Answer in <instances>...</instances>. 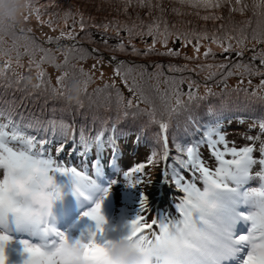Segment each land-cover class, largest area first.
<instances>
[{"label": "snow or ice", "instance_id": "obj_1", "mask_svg": "<svg viewBox=\"0 0 264 264\" xmlns=\"http://www.w3.org/2000/svg\"><path fill=\"white\" fill-rule=\"evenodd\" d=\"M111 2V0H107ZM170 3L179 5L173 7L171 12L176 16H183L187 13L181 11L182 8L195 10V16L204 22L225 21L222 10H228V23H220L219 27L212 30L189 29L180 27L177 24H170L165 19L166 9L163 6V0H118L122 6L123 14L128 17V21L111 20L99 24H88L83 13L73 14L66 12L64 14L65 27L68 26V20H73V25L69 31H60L56 38L47 37V43L57 45L60 50V41H72L70 45L65 46L63 51V63H56L55 53L45 49L31 36L25 35V30H19L17 35L14 30L11 33L12 44L5 49V41L0 39V60L3 65L0 66V78H6L7 73L12 70L13 59L17 67H23L20 63L22 55L29 56L30 65L36 67V79L38 83L34 84L35 89L43 88L50 90L53 96L65 98L67 91L64 81L69 83L80 80L84 84L85 95L87 88L94 82L92 72H86L83 68H76L70 65L72 60L84 61L92 57L98 50L83 48L76 43L77 34L76 24H79L80 31L85 33V37L90 40V34L87 33L88 27L102 29L104 34L109 31L115 32L117 44L112 46L109 51L112 53L128 54L135 57L151 55L167 56L171 58L180 57V51L169 47L171 42H179L183 48L192 46L195 53L194 58L199 59L201 48L205 47L203 41H209L208 46L202 53L205 60L215 58L216 53L212 45L220 49L222 53H232L238 58L245 55L248 44L264 45V0H169ZM129 9H147L150 21L145 23L137 13L135 19L129 12ZM248 11L256 17V27L251 28L252 21L245 20L241 24L232 21L233 14L245 15ZM153 12H159L160 15L153 16ZM201 12L204 14L201 15ZM31 15H35L37 21L46 24L53 31V20H42V13L39 7L33 6ZM78 15L79 19L76 18ZM28 16L24 22L28 21ZM89 19H92L89 17ZM251 32L249 33V29ZM32 30L28 29L30 33ZM124 32L127 40L120 36ZM144 37H151V44L147 45L143 51H140L132 41ZM195 41V43H193ZM146 44V41H144ZM94 43V42H93ZM105 48H108V40L103 39ZM157 44L161 45L166 51H157ZM131 46V51H128ZM24 52L21 53L20 49ZM253 55L251 62H221L216 65L204 64L198 65L199 71L208 70L207 79H211L224 70L222 75L227 87L226 81L229 77L239 75L241 83L245 76L261 77L258 90L252 92L251 96L264 102V47L259 50L252 49ZM15 53V57H13ZM37 53H42L39 61L35 59ZM98 63H103V57H96ZM184 59H190L184 56ZM259 61V65H256ZM110 65L113 67L112 80L119 79L132 98H126L115 83H105L103 88L95 90L96 97L102 98L103 102L110 106L115 102L119 113L118 120L122 117L126 119L132 109L133 118L138 115L147 116V126L155 125L158 131L154 134V142L159 145V150L153 149L148 156L146 163H138L130 167L124 173V180L128 187L135 188L144 183L141 178L147 167H155L158 162L164 163L162 174L166 181L171 180L172 185L179 192L180 198L175 202V209L178 215L165 217L162 219H152L150 222L146 213L148 209V200L142 197L140 200V212L137 216L125 225L127 234L120 238V241H128L137 247L140 251L153 253L154 264H160V255H156L158 249L167 251L174 247L179 264H223L231 254L240 249H235L233 245H242L248 248L246 255L240 264H264V141H260L259 148L256 147L258 137L247 136L250 142L246 146L236 147L235 142H229L223 125L219 119H216L205 126H200L196 118L191 114V108L199 101L207 99L208 96L215 95L210 88H205V95L201 96L198 92V84L195 80L175 75L164 79L165 90L159 89L161 77L165 76L164 65L154 63L149 70L146 64H137L120 60L116 55L110 57ZM50 63L57 69H68L71 66L72 71H64L63 75L57 78V87L53 88L49 80L45 79L46 73L42 67L43 64ZM215 68L216 71L212 69ZM96 65L92 66L95 71ZM195 71L187 66H167L168 73H183ZM17 75V83L23 80V77ZM105 73L101 72L103 79ZM145 77L156 81V91L159 93L160 107L158 108L154 101L145 94L144 89L138 83ZM30 82V80H29ZM187 82L188 91L184 92L182 85ZM251 84V79H249ZM194 89H196L194 91ZM186 97V99H185ZM149 105L148 109H140L139 104ZM82 106V105H81ZM211 111V109H209ZM187 112L185 117V134H188V126L200 133V139L197 141L182 142L175 138L173 134L172 147L169 146V131L174 119ZM0 116H5L0 112ZM35 128L44 132L51 131L53 136L60 137V143L55 148V154L50 147L53 141L48 138H39L36 135H29L24 129ZM260 133L264 134V120L259 122ZM106 130L110 135H106ZM116 122L112 123L108 129V122H102L101 130L94 136L86 135L83 130L78 134L79 146L83 148L81 156L91 152L94 148L111 149L113 152L120 150V144L117 137ZM75 129L63 121L51 120L46 122V126L39 121L29 122L22 125L13 120L10 115L5 116V122L0 123V169L3 170V177L0 178V223L5 220L4 204L7 199L11 203L12 198L7 194L16 187V177L22 168L30 167L34 164L41 166L42 171L48 174L51 181L57 174L68 177L69 180L80 178L89 186H94L88 175V169L83 166L82 169L76 166H70L61 162L57 157L64 152V147L69 138L75 140ZM137 142L139 137L135 138ZM202 147L206 148L209 156L214 161V165L209 164L203 156ZM174 149V151H173ZM259 152V157L255 155ZM258 166V167H257ZM95 168V165H92ZM254 169H256L254 171ZM169 170L171 175L169 174ZM257 181L258 187H248L251 182ZM108 189L104 190V198H107ZM76 193L74 192L73 195ZM49 196L59 198L58 190L48 194ZM83 195V193H81ZM85 199H88L85 196ZM250 210L247 213L237 211L240 202ZM103 200L97 202L93 208L85 212L95 224V231L90 232L87 242L77 239L70 241L63 233L50 226L48 223H38L36 228L43 232L45 236H54L56 239L50 242L51 251L45 247L30 244L29 241L21 240L22 246V264H103V257L106 255L107 246L112 244L111 239L106 238L108 221L102 211ZM237 218L243 219L250 224L246 234L235 235L233 228ZM5 243L10 244L11 239L7 234L0 233V264H9L8 254L4 255ZM74 245L79 251L68 248V244ZM8 249V248H7Z\"/></svg>", "mask_w": 264, "mask_h": 264}, {"label": "rangeland", "instance_id": "obj_2", "mask_svg": "<svg viewBox=\"0 0 264 264\" xmlns=\"http://www.w3.org/2000/svg\"><path fill=\"white\" fill-rule=\"evenodd\" d=\"M95 0H34V6L35 7H39L40 11L42 13V20L43 21H48L50 18L53 20L54 24L53 27L56 28L55 31H53L51 28H49L46 24H41L39 21L36 20L35 15H28V21L27 22H23V28L25 30V35L31 36L32 38H34L38 44L42 45L45 49L52 51L53 53H55L57 60L56 63H63L64 60V55L62 54L63 51L65 50V46H64V42H66V44L70 45L71 43H73L72 41H68V40H61L60 41V50H57V45L55 44H49L47 43L46 38L47 37H53L56 38L60 35V31L64 30V31H69L71 30V27L73 25V20L69 19L68 20V26L65 27L64 24V14L66 12H71L74 15L77 13H80L82 11V9H84L86 7L87 4H91L92 2H94ZM250 2V0H249ZM163 6L166 9V12L164 14L165 19L168 20V22L174 21L176 23V21H179L180 19L185 20L187 19L188 21L184 23V27L191 25V26H198L201 25L204 21L198 19L194 12L195 10L190 9V8H182L181 11L187 13L186 15L183 16H176L171 12V9L173 7H179V5L170 3L169 0H163ZM130 14L132 15L133 19H135L137 13L140 15V17L144 20L145 23L149 22L151 17H149L148 15V10L147 9H129ZM249 15H252L251 11L247 12ZM204 13L201 12V15H203ZM222 14L224 15V17L228 18L227 16L229 15L227 8L222 10ZM160 15L159 12H153V16H158ZM233 14L232 16V21L233 22H238L241 23L242 21L239 19V17H241V15H237ZM247 15V14H246ZM248 15V16H249ZM190 17V18H188ZM77 19H79L78 15L76 16ZM115 20H119V21H127L129 23H131V21H128V17H126L123 14V10H122V6L119 4L118 7V13L116 14L115 17H113ZM256 18V17H254ZM88 21V24L91 25L93 23H101V22H105V21H111L107 18H105L103 21L101 22H97L96 20H89L86 19ZM149 20V21H147ZM147 21V22H146ZM212 22V21H211ZM217 25H215L214 27H219V24L222 22H216ZM90 29L94 28V27H88ZM28 29H31L32 31L29 33ZM97 29V28H94ZM100 30V29H97ZM18 34L20 35L19 29H17ZM75 31L76 34L79 35L80 37L82 36V44L83 45H87L88 47L92 46L90 45V41L88 38L85 37V33H81L80 34V28H79V24H76L75 27ZM89 33V32H87ZM112 33L111 36L108 37V34ZM91 37H94L95 35H92L94 33H89ZM114 34L115 32L109 31L107 33V37L106 39L110 42V45L113 44V39H114ZM90 37V40H91ZM145 38V37H144ZM151 40V37H149ZM8 40V44L9 46H11L12 44V39L11 37L7 38ZM145 40L143 39V41L140 38H136L132 41L133 44H135V46L140 50L143 51L142 47H146L147 45H150L151 43H147L145 44L144 42ZM76 43H79V40L76 41ZM250 44H252L250 42ZM169 46H171V41L169 43ZM206 47V45H204ZM205 47L201 48V55L203 53V51L205 50ZM101 48V47H100ZM100 48H98L97 50H100ZM157 49H161L163 51H166L162 46L160 47L158 44L156 46ZM131 50V46H129L128 51ZM21 53L24 52V49L21 48L20 49ZM109 51V50H107ZM107 54H110L109 52H107ZM178 51H180L181 55L178 58H174V61H170L172 63H177V62H181V57L184 58V56H188L189 58H191L194 54L193 49L192 48H183L180 47L178 49ZM250 49L248 48L245 51V54L247 52H249ZM97 55V54H95ZM42 56V53H37L35 59L37 61L40 60ZM99 56V55H97ZM156 56L158 57V55H151L150 57ZM13 57H15V53H13ZM135 57V56H134ZM203 57V56H202ZM138 60H142L143 58H145L144 56H140V57H135ZM75 60H72V62H74ZM20 63L23 65V67H17L16 63H15V59H13V66H12V70L9 71L8 73L14 75L18 74V76L23 77V80H21V86H24V84H27L28 86L32 87V93L33 94H38V95H44V104H42V100L41 99H37L36 103H38L40 105L39 108L35 107L33 109H29L26 113H22L19 112V117L18 120L22 121L25 124V121L28 120V123L31 122L30 118H32V122H36L41 120L42 116H40L39 114L43 111L42 115L44 114V125L46 126V122L51 121L49 120L48 116H55L57 115V119H53L55 121H63L64 123L72 126L74 129H76V120L80 119L83 116V111H81L79 108H76V105L70 104L66 101L65 98H60L58 96H53L50 92V90L45 91L43 88L41 89H35L33 88V85L38 83L37 79H36V67L35 65H30L29 63V56L27 55H22ZM3 65V60H0V66ZM96 65V69L95 71H92V66ZM45 73H46V77L45 79L49 80L51 83V86L53 88L57 87V78L61 75H63L65 69L61 68V69H57L55 68L52 64L50 63H45L42 65ZM77 68H83L86 72H92V75L94 76V81L95 82H108V81H112L115 84L121 86V92L125 95H127L126 98H132V94L128 92L127 88L124 87V85L122 84V82L119 79H115L112 80L111 77L113 76V69L112 67H110L109 65H106L104 63H98L96 57H94V55L80 63L77 64ZM152 69V65L149 67L150 71ZM103 72L105 73L103 79H101L100 73ZM167 72V71H165ZM168 73V72H167ZM168 74H172L175 75L176 77H181L183 73H168ZM198 78L195 79L196 83L198 84L199 88H198V92L199 95H205V87H208L212 90V91H218L219 85H224L225 87V81H219L222 80L220 78L212 80V81H207L206 78H204L201 74V72L198 74ZM17 77V75H15ZM168 76L165 74L164 77H161L162 79L167 78ZM249 79H251V84H249ZM30 80V82H29ZM160 80V84L162 85L161 88H163V85L165 86L164 83H161ZM260 80L261 78H255V77H247L245 76L243 78V82L241 83V77L237 74L234 75L232 77H229L226 81V84L228 86L232 85L233 87H226V88H230L231 92L234 91H241L242 93H248L252 86H259L260 84ZM94 82V83H95ZM140 84V86L144 89L145 94L147 96L150 97V93L148 91V89L142 84L144 83L142 81V83L138 82ZM206 83V84H205ZM160 87V85H159ZM196 89H194L195 91ZM163 91V90H162ZM185 92L188 91V88L186 90H183ZM15 101L21 102L22 98L21 97H13L11 95H9L8 93H3L2 95H0V106L3 108V110L6 113L12 114V115H16L14 108L16 105H13ZM261 102V101H259ZM264 103V102H262ZM20 104V103H18ZM22 105H24V103H22ZM27 105H24L23 107H26ZM156 106L159 108L160 107V100L158 99L156 101ZM114 108V109H113ZM139 108L140 109H148L149 105L144 104V103H140L139 104ZM246 108V107H245ZM28 109V108H27ZM210 109H211V116L214 118L219 117L217 111L214 109V105H210ZM214 109V110H213ZM247 109V108H246ZM261 110V107L258 105V107L256 108V111ZM136 109H132L130 111L129 114H131L132 112H135ZM203 111L202 105L201 104H194L191 108V114L196 118L198 116H200V113ZM31 112V113H28ZM90 112H92L94 114V118H93V122H95L96 120H99L101 117L97 114V110H91ZM247 112L249 115L254 116V118H259L260 115L256 112H250V110L247 109ZM118 111L116 109L115 106V102L113 101V105L110 111V116L107 118L110 126H112L113 122L118 123L119 121H123V120H116V117L118 115ZM132 115V114H131ZM208 115L204 114L201 116V118H199L198 123L200 125H204L205 121L204 119L207 117ZM133 117V116H132ZM144 119L145 122L147 123V116L144 115H138L135 118H133V122H141V119ZM173 123V122H172ZM223 130L226 133V136L229 140V142H235V146L236 147H242V146H246L248 145L250 142L246 139L247 135L246 133L244 134V136H237L234 134H228V125L226 123H223ZM117 127V124H116ZM151 134L153 137V142L150 143V140L147 138L148 136V131H146L143 135L138 133L133 137V140L135 141L136 137H139V139L143 142L142 145L139 146L138 148V153L134 154L135 156H129V154L127 152H130L131 154L133 153V148L130 145L126 146V142L124 140L120 141V146L123 145L124 149V153L120 154L118 157V159L116 158V162L113 163L114 159L112 157V155H110L109 153L112 151L109 149L108 150V156L106 158H108L107 161H101L98 162L96 165V168H101L105 165V163L108 165V163H113L112 167L115 170H109L110 172V176L108 178L109 184H107L108 186V190L109 193L112 194V196H114V198L109 197L107 204H113L114 199L118 200L119 202L122 203V201H126L125 204H121V203H114V207L121 209L122 206L123 208H126L128 210H130L131 212L125 213L123 214L122 217L120 216H116V215H112V212L109 210H105L103 208L102 205V211L104 216L106 217L108 223L110 222L111 224H117L115 226V232L113 234V229L112 227L107 224V233H106V238L108 239L110 236H112L113 239H119V234H117V231L119 228H125V225L130 222L131 220H133L135 218V215H137L140 212V208H135L136 206V202L133 201H139L137 202L138 204H140V200L142 197H146L147 199H151L154 200V197H156L158 195V186H156L158 180L160 179L159 183L162 187V189H164L165 187H169V185H167V183H164L163 181H166L165 176L162 174V169H163V162L160 161L158 162L157 166L155 167H147L142 175V179L144 180V183L140 186H137L135 188L132 187H128L125 180H124V173L126 171H128V169L130 168V166H132L133 164H138V163H146L148 156L151 155L153 149L159 150V145H157L154 142V134L157 132V127L155 125L151 126ZM243 127V126H242ZM34 130H37L35 128H32ZM118 133V131H117ZM184 135L185 134V130H183ZM175 134V132L173 133ZM173 134L170 136L169 135V146L170 148L172 147V139H173ZM78 136V135H76ZM175 138L179 139L177 137V135L175 134ZM174 151V149H173ZM204 151V150H203ZM255 155L257 157L258 154L255 153ZM204 158L206 159V161L209 164L214 165V161L211 159V157L209 156L208 153H203ZM106 160V159H105ZM105 162V163H103ZM258 167V166H257ZM256 169H254L255 171ZM3 177V170L0 169V178ZM97 180L101 179V181L103 180V178L101 176H99V178H96ZM119 186L122 188V192L119 190ZM258 182L257 181H253L251 182L250 185H248V187H258ZM179 193V192H178ZM180 194V193H179ZM104 195V194H103ZM103 195L98 196V194L95 192H93L90 196H88V199L84 202L83 205L80 206V208H77L76 206L73 208L74 210V214L72 216H70L67 220H65V222L63 224H61V228H63V233L69 238L70 241H75L77 239L82 240V242H87L88 238H89V234L92 231H95V224L93 221H91L88 217H86L84 215L85 212L89 211L91 208L94 207V205L103 200ZM181 195V194H180ZM179 196H176L178 199L180 198ZM70 196V193L65 194L63 196V199L60 200L61 205L63 206V208L65 210H68V201H67V197ZM169 206L168 208H170L173 212V216L178 215L176 213V209H175V202L177 200L170 198L169 199ZM151 203V201H148V209L149 211L146 213L147 218L149 220V222L152 220L151 219V212H152V207L151 205H149ZM116 211V209H115ZM75 219V220H74ZM52 218L50 217L49 221H51L52 223ZM12 222L17 226H22L25 225L26 229L23 232V234L18 235L17 232H15L14 234H9L6 231H3L0 228V233H4V234H9L8 236L11 239V244L15 247H17L21 252H22V246L20 245V241L21 240H26L23 237H29L27 236V231L33 227V225H29L27 223H18L14 218L12 219ZM121 222V223H120ZM53 224V223H52ZM52 227H54L56 230L60 231L59 227L56 225V223H54L52 225ZM250 227V224L248 225V227L245 229V231H243L245 234L247 233L248 229ZM34 230L36 231L37 228L34 226ZM31 234V236L35 235L36 233ZM56 238L54 237L53 240H55ZM49 236H45L44 235V247L46 248V250L51 251V247H49L50 242L53 241ZM28 241V240H26ZM248 251V248L246 249V252ZM17 261V257H12L9 259V264H15ZM242 261V259H241ZM241 261H237V263H240ZM21 264V261H20Z\"/></svg>", "mask_w": 264, "mask_h": 264}, {"label": "trees", "instance_id": "obj_3", "mask_svg": "<svg viewBox=\"0 0 264 264\" xmlns=\"http://www.w3.org/2000/svg\"><path fill=\"white\" fill-rule=\"evenodd\" d=\"M118 7H119L118 0H111V2H107V0H95L91 4L90 3L87 4L86 7L84 9H82V11L80 13L84 14L85 19H89V17H91L92 19H89V20H96L97 22H101L105 18H107L109 20H114L113 17H115L116 14L118 13ZM188 18H190V17H188ZM147 21H149V20H147ZM187 21H188L187 19H185V20L180 19L179 21H176V23L174 21H171L169 23L170 24L174 23V24H177L180 27H184V23L187 22ZM215 25H217V23L214 24L213 22L208 21V22H203L201 25H198V26L188 25V26H186V28L197 29V30L207 28L208 30H212ZM86 31L89 32V33H94V34H92V35H95L94 37L90 36L91 40H89V41H90V45H92V46L91 47L89 46V47L91 49H98V48L101 47L100 50L97 51L98 53H102V52L106 53L107 50H109L112 46H114L118 42L117 37H116V33H115L114 34V39H113V44L110 45V42L108 41V48H105V46L103 44V39H106V37H107L106 35L107 34H104L102 29L97 30V29H94V28H92V29L87 28ZM81 33H83V32H80V34ZM111 35H112V33H109L108 37L111 36ZM120 36L123 37L125 40H127L126 33L121 32ZM82 39H83L82 36L80 37L79 35H77V41L79 40V43H77V44L81 45ZM145 41L148 42L147 40H145ZM178 43L179 42H171V48L176 49L177 46H178ZM193 43H195V41ZM202 43L204 45L208 46L209 41H203ZM262 47H264V45H261L260 47H258V50L260 48H262ZM83 48L89 49V48H86L84 45H83ZM212 48H213V51L216 53L215 58L214 59L213 58H209L207 60L204 59L201 65H204V64L216 65V64H219L221 62H227V63L230 64L231 62H237L235 60H232V58L230 57V56H232L233 58H236L235 57V55H236L235 52L222 53L220 51V49L217 48L215 45H212ZM130 51L131 50H129V52ZM107 52L110 53V54L106 53L107 55H111V56L112 55H116L120 60H123V61H126V62H133L134 61L137 64H146L149 67L151 65H153L154 63H158V62H160L162 60H167V59L170 58V57H167V56H164V57L160 56V57H154V58L147 57V58H143L142 60H138L132 55L120 54V53H112L110 51H107ZM97 55L102 56V57L104 56V55H101V54H97ZM150 58H152V59L150 60ZM237 59H238V57H237ZM80 62H82V61H77V60H75L74 62L71 61L70 65H75L76 68H77V64L80 63ZM240 62H244V61H240ZM103 63L106 64V65H109L110 67H112L110 65V62L106 61L104 58H103ZM163 63H166V62H163ZM255 63H256L257 66L259 65V61H256ZM112 69H113V67H112ZM212 70L216 71L215 68H213ZM65 71L71 72L72 71L71 66H69L68 69H65ZM220 71H221V74H218V75H216L215 77H213L211 79H207L206 78L208 76V70H205V71L201 72V74H202V76L204 78H206L207 81L215 80V79H218V78L222 79L220 81H223L224 79H223L222 73H223L224 70H220ZM253 77L261 78L259 76H253ZM142 81L144 83H142ZM162 81H164V79L161 80V83H162ZM94 82L91 83L89 85V87L87 88V95H84L82 106L81 105L80 106H77V105L75 106L76 108H79L81 111L84 112L83 116L81 117L82 120L78 119L75 122V124H76L75 131H76L77 135L79 134V132L81 130H83L86 135L94 136L99 130H101L102 122H104V121L108 122V129H109V126H110V123H109L107 118L110 116V111H111L113 102H112V104L110 106L106 105L103 102L102 98L98 99L96 97L95 90L97 88H103L105 83H114V82H112V81H108V82L100 81V82H95V83ZM138 82L142 83L148 89V91L150 93V98L156 104V101L159 99V93H157V91H156V81L153 80V79H149L148 77H145L143 80H138ZM20 83L21 82L17 83V79L12 74L7 73V77L6 78H0V91H1L2 94L3 93H5V94L8 93V94H11L14 97H18L19 94L21 96L24 95L25 97H27V94L31 93L32 94V99H38V97L42 98V99L45 98L44 95L33 94L32 93V87H30V86H28L26 84H24V86L21 87ZM160 86H162V85H160ZM117 87L121 91L122 87L119 86V85H117ZM253 87H254L253 92H256L258 90V86H253ZM187 88H188V84L186 82L185 84L182 85V89L186 90ZM159 89H160V87H159ZM28 90H30V91H28ZM162 90L163 91L165 90V86L164 85H163V88L160 89V91L163 92ZM212 92L215 93V95L208 96L207 99L198 102V104L202 105L203 111L200 113V116L196 117L197 121H199V118H201V116L204 115L205 113H208L207 114L208 116L204 119V121H210V117L211 116H209V115H211V114L209 113L210 112L209 109H210V105L211 104H213L215 107H225V106H233V108L234 107H236V108L239 107V109L241 111V107L244 108L245 104L247 102L253 101L254 103H258L259 104V106L261 107V112L264 113V103L259 102L260 101L259 99L252 97L250 91L248 93H242L241 91L231 92L230 88H227V89H222L221 88L218 91H212ZM224 92H225L226 95L223 94ZM260 94L264 95V93H260ZM201 96H204V95H201ZM125 97H127V95H125ZM233 97L236 98V100H237L236 103H231L230 102ZM185 99H186V97H185ZM224 101H227V102L225 104L218 105V104L223 103ZM15 102H14V104L16 105V107L22 108V106L20 104H18L20 102H18V101H15ZM24 104H28V103H24ZM42 104H44V101L42 102ZM33 107L34 108L35 107L39 108L40 105L32 103V104H30V107L28 109L27 108H22V110L26 112L29 109H33ZM94 109L97 110V114L101 117L99 120H96L95 122H93L94 114L92 112H90L91 110H94ZM28 113H31V112H28ZM42 113H43V111L39 114L40 116H42L40 122L42 124H44V114L42 115ZM187 115H188V113L185 112V113H183L182 115H180L179 117H177L176 119L173 120L172 127H171V129L169 131V134L172 135L175 132L176 135H177V133L181 132L186 127L185 117ZM243 115H244V117L249 118V114H248L247 110L244 111ZM5 116H0V118L3 121H5ZM118 116H119V114L117 115L116 120H118L117 119ZM48 117H49V120H53V119H57L58 118L57 115L48 116ZM32 118L33 117L30 118L31 122H32ZM120 119L123 120L121 122L124 123V124L127 123L126 121H129L128 122V127H126V130H127L126 133H129L131 136L134 137L136 134L141 132L140 130H138L136 128V123H139V122H135L134 123L133 122L134 119H133L131 114H129V116L126 119H124L122 117ZM14 121L18 122L17 120H14ZM25 124H28V120L25 121ZM139 124H141V125H143L145 127V125L147 123L142 118L141 122ZM145 128L152 129L151 126H147ZM24 130L26 132H28L30 135H36L39 138H48V139L52 140L53 143L50 146H57V144L60 143V137H58V136L54 137L51 131H48V132H44L42 130L36 131V130H34L32 128L31 129L30 128H25ZM157 131H158V128H157ZM110 134H111V132L106 130V135H110ZM73 145L79 146V136H76L75 140L69 138L68 141L65 144L64 149H66L67 147L70 149V148L74 147ZM96 149H98V148H94L93 150H96Z\"/></svg>", "mask_w": 264, "mask_h": 264}, {"label": "clouds", "instance_id": "obj_4", "mask_svg": "<svg viewBox=\"0 0 264 264\" xmlns=\"http://www.w3.org/2000/svg\"><path fill=\"white\" fill-rule=\"evenodd\" d=\"M33 6L34 0H0V39L5 41V49L9 47L7 38L11 37L14 30L23 28L24 19L31 14ZM64 84L67 89L66 101L73 105H82L85 95L83 82L77 80L69 83V80L65 79ZM71 184L75 196L84 198L87 196L90 186L84 181L74 178ZM53 190H58L59 198L48 195ZM7 195L11 196L12 201L9 203L7 199L5 200V220L11 216L18 223L36 227L38 223L49 222L55 204L63 199L64 191L56 176L50 181L41 166L34 164L20 170L16 177V187ZM111 240L113 243L107 246L103 264H154L153 253L142 252L128 241ZM8 247L9 244L5 243L4 255H7ZM67 247L79 251L71 243ZM155 254L161 256L160 264H179L174 247L167 251L158 249ZM32 259H29V264H32Z\"/></svg>", "mask_w": 264, "mask_h": 264}, {"label": "bare ground", "instance_id": "obj_5", "mask_svg": "<svg viewBox=\"0 0 264 264\" xmlns=\"http://www.w3.org/2000/svg\"><path fill=\"white\" fill-rule=\"evenodd\" d=\"M235 256V254H231L230 256H229V258H233ZM16 258V257H15Z\"/></svg>", "mask_w": 264, "mask_h": 264}]
</instances>
